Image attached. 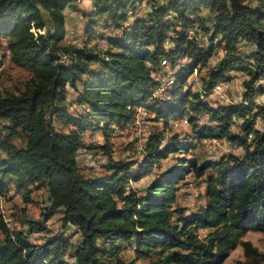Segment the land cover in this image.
<instances>
[{
  "label": "trees",
  "instance_id": "trees-1",
  "mask_svg": "<svg viewBox=\"0 0 264 264\" xmlns=\"http://www.w3.org/2000/svg\"><path fill=\"white\" fill-rule=\"evenodd\" d=\"M91 1L103 21L122 28L120 35L106 36V49L61 44L63 11L74 0H0V36L7 38L9 60L32 74L31 85L23 91H0V123L5 121L0 132H6L0 143V150L6 152L5 157L0 155V191L7 190L1 180L7 176L19 181L18 188L26 183L45 186L50 207L44 221L60 211L62 224L80 234L75 244L63 233L36 244L25 232H11L0 215L4 235L0 264H124L119 253L125 241L136 258L151 260L155 253L149 264H222L237 245L244 257H257L256 249L241 237L249 230L264 231V103H253L255 95L264 97V0L254 4L243 0ZM143 1L145 14L123 26L127 14ZM200 8L206 14L201 15ZM241 46L250 49L247 57H240ZM214 48L222 50L221 59L204 77L184 85ZM162 59L165 66L160 65ZM232 63L245 76L241 100L212 107L203 97L214 84H227ZM177 64L170 75L168 98L154 96L161 69H175ZM258 81L263 84L256 85ZM67 86L77 92L75 103L82 107L77 115L68 112ZM138 107L163 124L186 112L192 114L187 121L193 122L205 112L215 125H202L197 131L194 125V137L236 142L243 154L199 167L193 161L186 166L179 158L141 193L130 181L145 175L154 160L184 150L175 135L160 146L157 132L147 140L137 171L131 170L134 161L110 159L103 166L105 174L85 176L77 159L84 146L81 132L101 124L107 132L115 124L122 127L135 120ZM53 115L73 128L56 130ZM254 117L261 120L262 130L254 128ZM233 118L241 119L239 133L230 130ZM18 134L26 138L22 147L9 140ZM89 148L108 153L106 144ZM193 166L196 176L209 167L214 171L204 180L205 205L186 218L181 207L169 204L174 198L172 184ZM197 228L206 229L202 238L195 233ZM45 230L44 223H36L29 231ZM69 247H73L72 262L65 258Z\"/></svg>",
  "mask_w": 264,
  "mask_h": 264
},
{
  "label": "rangeland",
  "instance_id": "rangeland-1",
  "mask_svg": "<svg viewBox=\"0 0 264 264\" xmlns=\"http://www.w3.org/2000/svg\"><path fill=\"white\" fill-rule=\"evenodd\" d=\"M145 2L147 0H144ZM144 1L138 3L136 7L131 9V12L127 14L128 18L123 22V26H127L135 18L143 16L147 10V6ZM246 3L254 4L256 0H243ZM205 8H200V14H206ZM122 12L118 11V15ZM65 17V35L61 41V44H76L78 46L87 45L91 49H100L95 40L99 37L106 36H118L121 34L122 28H117V24H107L103 21V14H99L93 6L91 0H74L73 3L68 5L63 11ZM108 14V13H107ZM105 13V15H107ZM196 29V25L194 29ZM199 37L201 42L206 43V37L199 31ZM7 38L0 36V91L1 93L13 92L18 93L26 89L31 85L32 74L28 69L18 67L12 64L5 52V45ZM107 48V47H106ZM105 48V49H106ZM250 49L247 46L239 47L240 57H247ZM223 52L219 48H214L212 56L206 61L204 65H201L197 73H193L189 76L184 83L186 85L192 79L204 77L206 70L214 67L215 64L221 59ZM181 64V63H178ZM236 64L232 63V68L228 69L227 75L230 78V83L226 84L222 88L209 97L210 105L215 107L219 104L235 105L241 100L242 85L241 82L245 78L244 74L237 70ZM180 66V65H179ZM178 66V67H179ZM178 67L171 69V67H163L161 69L162 75L159 73V79L165 83L170 80L171 73L175 72ZM160 72V73H161ZM263 84L262 81H258L256 85ZM197 86V84H196ZM193 85L191 89L196 87ZM158 87V86H157ZM156 87V88H157ZM171 88V83L164 84L162 92L158 93L156 97L168 98L167 89ZM156 90V89H155ZM154 90V92H155ZM66 100L68 112L72 115H77L82 112V107L75 103L77 92L68 87L66 88ZM254 104H263L264 97L260 94L255 95ZM253 112V111H252ZM191 113L186 112L183 116L173 117L168 119L163 124L162 120H155L153 113H149L142 107L137 113L143 123L136 125L134 120L128 124H124L122 127L115 124L110 128V132L102 128H90L81 132V139L84 146L77 152V159L79 169L85 176L100 177L105 174L104 165L110 159H122L127 161H134L132 171H137L138 165L142 162L145 152V146L150 135L153 133H160L163 139L164 145L173 136H177V139L184 145V150L176 153H169L165 158L154 160L150 166L149 171L141 176L137 180L130 181V186L136 188L141 193L146 191V188L151 182L158 177L164 175L166 169L172 165H175L177 159L182 158L185 161V165H189V161H193L195 167H199L203 163H213L219 159L226 157L227 155L241 156L243 154V148L236 142L228 141L224 138H195L193 126H196V131L202 125L214 126L215 122L209 119V115L205 112H201L196 115V120L193 122L187 121ZM192 115V114H191ZM136 117V116H135ZM251 118V114H250ZM255 118V117H254ZM136 119V118H135ZM254 128L262 130V122L259 118L253 119ZM53 126L58 131H68L73 128L74 125H64L63 121L57 116L53 115L51 120ZM241 119L233 118V124L230 126L232 133H239ZM5 121H1L0 128ZM109 133V134H108ZM6 132L1 130L0 143L4 139ZM16 147H22L25 145L26 138L23 134L9 139ZM106 144L108 146V153L98 149L89 148L94 145ZM2 157L6 156L4 150H0ZM184 165V166H185ZM190 168V167H189ZM194 166L190 168L189 172L184 173L181 179H178L172 184L173 202L169 204L170 208L181 207L183 209V217L190 218L197 213L206 203L205 196V177L208 174H213V168H206L201 176H196ZM3 185L7 189L6 191H0V215L2 216L4 223L11 232H25L28 239L36 244H40L48 236L54 234L63 233L65 237L73 244L77 242L80 237L78 230L71 226L62 224V214L60 211L54 212L47 221H44V216L48 213L50 202L46 187L34 183H26L22 187H17L18 180L13 176H7L1 178ZM175 219L176 216L174 215ZM36 223H44L46 230L42 232H32L30 226ZM195 233L198 237L202 238L206 233V229L197 228ZM4 235L0 231V242L3 240ZM241 240L248 241L250 245L256 249L258 256L255 258H246L243 256L242 248L237 245L232 249L229 255L225 258L222 264H264V231L249 230L245 232ZM121 251L119 257L124 264H149L156 258V254L153 253L147 258H136L135 252H130L127 248L128 244H121ZM130 250L133 249L128 245ZM73 247H69L65 253V258L72 262L71 256Z\"/></svg>",
  "mask_w": 264,
  "mask_h": 264
},
{
  "label": "built area",
  "instance_id": "built-area-1",
  "mask_svg": "<svg viewBox=\"0 0 264 264\" xmlns=\"http://www.w3.org/2000/svg\"><path fill=\"white\" fill-rule=\"evenodd\" d=\"M95 42L99 45V47H100V49H105L106 47H107V39H106V37H99V38H97L96 40H95ZM5 52H6V54H7V57L9 58V50L5 47ZM183 61H180L179 63H182ZM160 65L161 66H165L166 65V62H165V60L164 59H162V60H160ZM178 66V64L177 65H175V67H177ZM171 81H172V78H170V80L168 81V82H166L165 81V83H163L160 79H159V82H160V85H159V87H157L156 88V90H155V92H154V96H156L158 93H160V92H162V88H163V86H164V84H169V83H171ZM224 86H226V83H217V84H214L212 87H211V89H210V91H209V93L206 95V96H204L203 97V99H209V97L211 96V95H213V94H216V92L217 91H219V90H222V88L224 87ZM142 107H138L137 108V113L140 111V109H141ZM252 111H255L254 109L252 110ZM137 113H136V119L134 120V123L136 124V125H140V123H143V120L142 119H140L139 118V116H137ZM250 135L248 134V137H249ZM160 142L161 143H163L164 141H163V139H160ZM191 168V167H190ZM189 168V169H190ZM130 252H132V249L130 250V249H128Z\"/></svg>",
  "mask_w": 264,
  "mask_h": 264
},
{
  "label": "crops",
  "instance_id": "crops-1",
  "mask_svg": "<svg viewBox=\"0 0 264 264\" xmlns=\"http://www.w3.org/2000/svg\"><path fill=\"white\" fill-rule=\"evenodd\" d=\"M233 79H234V78H233ZM233 79H232V80H233ZM232 80H229V81L227 82V84H228V83H230V81H232ZM123 243H124V244H128V242H126V241H125V242H123ZM127 248H129V246H128V245H127Z\"/></svg>",
  "mask_w": 264,
  "mask_h": 264
}]
</instances>
